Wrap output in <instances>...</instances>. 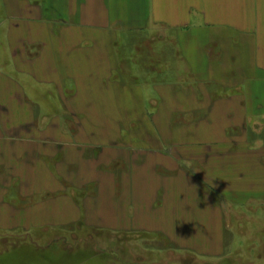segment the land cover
Wrapping results in <instances>:
<instances>
[{
  "label": "rangeland",
  "instance_id": "rangeland-1",
  "mask_svg": "<svg viewBox=\"0 0 264 264\" xmlns=\"http://www.w3.org/2000/svg\"><path fill=\"white\" fill-rule=\"evenodd\" d=\"M177 10L187 25L117 28L82 34L81 43L68 30L57 79L76 93L42 83L45 91L21 96L28 118L15 120L30 121L32 133L69 135L80 121L100 136L92 141L99 183L72 184L75 169H55L61 154L44 158L43 186L0 179V203L13 213L57 197L76 207L92 201L96 223L126 230L91 228L93 215L46 220L49 229L26 234L0 220V264H264V0H223L205 13L208 26L192 9ZM121 151L130 153L127 165ZM111 214L119 221L107 222Z\"/></svg>",
  "mask_w": 264,
  "mask_h": 264
},
{
  "label": "crops",
  "instance_id": "crops-1",
  "mask_svg": "<svg viewBox=\"0 0 264 264\" xmlns=\"http://www.w3.org/2000/svg\"><path fill=\"white\" fill-rule=\"evenodd\" d=\"M3 1L4 5L0 6V13L1 15L4 14V18L0 20V45L5 47V50L2 51L0 48V58H5L8 64L6 69L0 67V173L4 174V176H0V179L7 182L9 177H17V182L20 183L21 187L28 189L35 188L36 184H38V187L43 186L45 180H38V178L43 177L41 173L47 170L44 158H48L51 155L53 159H56L57 156L55 155L61 154V158L58 157V160L54 163L56 171L59 172L65 165L75 169L76 178L71 180L72 184L81 186L91 182L97 184L100 181L93 178V170L94 167L96 168L98 160L96 158L95 160L93 159L96 143L93 144L92 142L93 140H99L97 137L100 136H97V133H93V131H82L84 128L82 122L72 123L74 131L67 135L65 132H56V134H46L42 131L32 133V123L30 121L15 120L28 118L21 110L26 105L21 101V96L24 97L25 101L29 98L28 91H45L42 87L35 84L44 83L47 85L45 88H53V92L64 93L66 85L64 84L63 88H61L57 79L59 75L56 69L59 68L57 66L58 63H63L69 56L65 57V53H60L57 48H60L58 46L60 43L63 45L66 43L65 33L68 30H71V35L69 34L68 36L73 37L77 34V37H74L73 40L81 43L82 39L79 36L82 34L88 36L89 39L95 34L102 36L107 31L117 28L122 30L148 31L152 29L153 31H158V26L165 28L178 27L179 24L187 25L188 22L185 23L178 20L180 17V19L184 17L182 16L183 13H179L177 10L179 7L186 9L187 15L190 9H192L191 12L201 14L203 21H205L204 25L208 26L211 23H206L205 13L208 9H216L223 0H186L185 2L184 0ZM231 2L233 3L235 0H231ZM175 20H178V22H175ZM54 27H58V29ZM75 28L77 32L73 33ZM259 54L260 49L258 51ZM97 55L95 54V56ZM256 58L257 66L255 65V67L263 69L260 58ZM71 60L74 65L79 64L80 53L74 52L70 54ZM213 66H218V64ZM52 70L54 71L51 75L50 72ZM205 71L208 74L212 73L209 66ZM47 75L50 80H43L42 78L48 77ZM74 90L66 89V91L76 93ZM161 98L163 97L161 96ZM67 104H69V107L76 105L73 101ZM79 106L81 105L78 104L72 109L74 115L76 114L74 109ZM80 119L84 118L81 117ZM165 151L162 150V153ZM82 152H91V155L85 158V156L81 155ZM123 152H120L121 157H123L122 161L127 165L130 153ZM153 154L155 153H152V156ZM162 158L164 160L163 163L158 161L156 157L155 159L153 158L151 163H160L159 165L164 167L169 165L168 160H165L164 157ZM140 164L144 167L143 162ZM86 173H90L91 178L88 179ZM133 182L134 188L138 190L143 188V186L141 188L139 184H136L137 182L134 181V178ZM28 195L25 190L24 193L20 192L23 200L25 196L29 198ZM57 198L37 202L32 208H21L22 210L16 213L8 209L10 206L0 203V212L3 214L0 215V220L7 221L8 219L9 223L11 221L14 222L15 231L26 234L29 231L33 232V230L49 229L47 227L49 223L46 220L58 221L64 219L65 221L67 219L73 220L76 217L89 219L93 215V224H90L92 225L91 228L97 229L98 227L109 231L126 230V224L120 225L119 222L118 228L120 229H117V227L109 228L106 224L96 223L95 220L96 218L98 219V214H93L91 211L92 201H84L81 207H76L72 206V201L65 197ZM94 198L96 203H98L99 198ZM167 198L168 200L165 203H169L172 206L171 194ZM89 203L91 204L88 205ZM82 206L83 211L81 212ZM9 214L11 215L7 218ZM106 218H108L106 221L109 223L120 219L117 214H111Z\"/></svg>",
  "mask_w": 264,
  "mask_h": 264
}]
</instances>
